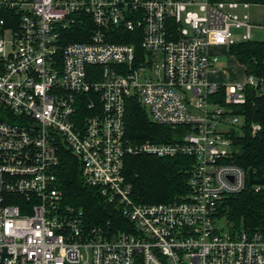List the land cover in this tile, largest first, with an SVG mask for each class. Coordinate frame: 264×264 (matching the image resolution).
Returning a JSON list of instances; mask_svg holds the SVG:
<instances>
[{
  "label": "built area",
  "instance_id": "obj_1",
  "mask_svg": "<svg viewBox=\"0 0 264 264\" xmlns=\"http://www.w3.org/2000/svg\"><path fill=\"white\" fill-rule=\"evenodd\" d=\"M250 5L0 0V264H264V230L236 228L221 213L229 196L264 188L236 162L233 135L245 125L242 106L264 97V73L221 77V56L252 40L254 27L264 31ZM73 31L83 38L69 40ZM131 97L172 139L131 137ZM64 148L128 226H91L65 203ZM130 155L191 157L189 192L134 200Z\"/></svg>",
  "mask_w": 264,
  "mask_h": 264
},
{
  "label": "trees",
  "instance_id": "obj_2",
  "mask_svg": "<svg viewBox=\"0 0 264 264\" xmlns=\"http://www.w3.org/2000/svg\"><path fill=\"white\" fill-rule=\"evenodd\" d=\"M251 4H264V0H243ZM76 29L86 28L80 24ZM71 34V33H70ZM81 33L73 31L69 40L79 41ZM127 37L131 32L125 33ZM129 41V40H127ZM138 47L140 42H136ZM229 53L244 67L245 73H264V39L247 40L233 44ZM245 125L242 133L233 132L237 148L236 162L247 170H254L257 177L264 176V97L242 106ZM252 122L262 124V129L253 134ZM127 130L135 140H170L168 127L153 123L145 107L134 97L126 104ZM193 159L188 156L157 157L153 155H130L126 158V173L132 184V197L142 202H167L189 192L188 170ZM60 188L66 204L80 209L91 226H107L112 230L128 226L119 208L108 203L99 190L88 185L82 177L81 162L67 148L61 152L57 170ZM221 213L236 228L250 233L264 230V188L255 191L248 186L244 191L229 196Z\"/></svg>",
  "mask_w": 264,
  "mask_h": 264
},
{
  "label": "rangeland",
  "instance_id": "obj_3",
  "mask_svg": "<svg viewBox=\"0 0 264 264\" xmlns=\"http://www.w3.org/2000/svg\"><path fill=\"white\" fill-rule=\"evenodd\" d=\"M247 12L249 13L250 20L254 25L264 26V4H251L247 9ZM242 31L243 29H234L235 34H238ZM252 34L253 39L255 40L264 39V31L260 28L254 27ZM221 64L225 69V72L224 74H221V77L226 78V80L229 82L235 81L244 74L243 66L239 64L234 56L228 53L221 56Z\"/></svg>",
  "mask_w": 264,
  "mask_h": 264
},
{
  "label": "water",
  "instance_id": "obj_4",
  "mask_svg": "<svg viewBox=\"0 0 264 264\" xmlns=\"http://www.w3.org/2000/svg\"><path fill=\"white\" fill-rule=\"evenodd\" d=\"M249 175H250V183L264 185V177L261 179L254 178V171L253 170H250Z\"/></svg>",
  "mask_w": 264,
  "mask_h": 264
}]
</instances>
